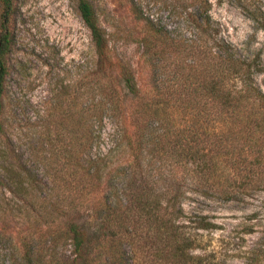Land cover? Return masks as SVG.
I'll return each instance as SVG.
<instances>
[{
  "label": "trees",
  "instance_id": "trees-1",
  "mask_svg": "<svg viewBox=\"0 0 264 264\" xmlns=\"http://www.w3.org/2000/svg\"><path fill=\"white\" fill-rule=\"evenodd\" d=\"M126 1L145 28L139 42L150 86L140 87L118 61L115 87L96 10L90 0H76L95 52L93 83L103 94L88 108H61L60 120L39 130L49 153L45 180L35 190L36 180L27 178L26 228L18 239L0 227L3 264H138L143 253L157 264H208L190 253L197 243L190 223L212 224L191 220L184 202L228 198L264 176L261 50L250 38L235 44L222 34L211 0ZM226 1L264 31L260 0ZM18 9L19 0H0V133L8 124ZM67 247L73 258L64 261L59 252Z\"/></svg>",
  "mask_w": 264,
  "mask_h": 264
},
{
  "label": "rangeland",
  "instance_id": "rangeland-1",
  "mask_svg": "<svg viewBox=\"0 0 264 264\" xmlns=\"http://www.w3.org/2000/svg\"><path fill=\"white\" fill-rule=\"evenodd\" d=\"M90 1L113 55L109 70L115 87L118 61L131 67L140 87H149L150 70L143 62L139 42L145 34L142 22L134 18L126 0ZM260 1L264 9V0ZM211 4V15L219 22L221 33L235 44L250 38L252 48L261 50L264 67V31L255 29L253 22L226 0H211ZM13 33L15 46L9 56L6 78L11 99L6 112L8 126L6 132L0 133V227L4 225L15 241L26 228L23 209L27 205L25 187L30 184L27 178L36 180L35 190L45 180L42 158L49 153L47 145L38 139L39 130L60 120L61 108L71 112L92 106L103 89L93 83L95 52L90 33L76 9V0H19ZM256 82L264 91V69L256 75ZM107 128L104 124L101 130L102 151L107 148ZM59 140L65 138L60 136ZM262 180L264 176L236 187L228 198L210 194L184 202L191 220L203 217L212 224L203 229L196 222L190 223L197 240L190 252L194 258L203 256L208 264H264ZM254 182L256 185H252ZM69 250L67 247L59 252L61 260L73 258ZM155 260L151 254L143 253L138 264H157Z\"/></svg>",
  "mask_w": 264,
  "mask_h": 264
}]
</instances>
